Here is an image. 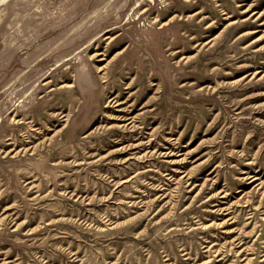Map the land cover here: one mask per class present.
<instances>
[{
	"label": "rangeland",
	"instance_id": "rangeland-1",
	"mask_svg": "<svg viewBox=\"0 0 264 264\" xmlns=\"http://www.w3.org/2000/svg\"><path fill=\"white\" fill-rule=\"evenodd\" d=\"M0 264H264V0H0Z\"/></svg>",
	"mask_w": 264,
	"mask_h": 264
}]
</instances>
